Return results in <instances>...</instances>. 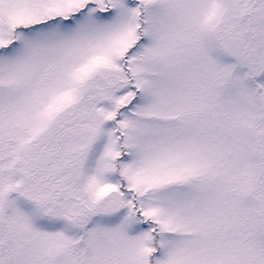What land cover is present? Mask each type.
Segmentation results:
<instances>
[{"label": "snow or ice", "instance_id": "snow-or-ice-1", "mask_svg": "<svg viewBox=\"0 0 264 264\" xmlns=\"http://www.w3.org/2000/svg\"><path fill=\"white\" fill-rule=\"evenodd\" d=\"M0 264H264V0H0Z\"/></svg>", "mask_w": 264, "mask_h": 264}]
</instances>
